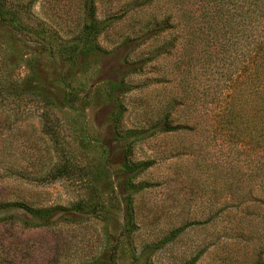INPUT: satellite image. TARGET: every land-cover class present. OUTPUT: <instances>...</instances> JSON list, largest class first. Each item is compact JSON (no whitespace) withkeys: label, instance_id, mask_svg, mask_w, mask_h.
Listing matches in <instances>:
<instances>
[{"label":"rangeland","instance_id":"rangeland-1","mask_svg":"<svg viewBox=\"0 0 264 264\" xmlns=\"http://www.w3.org/2000/svg\"><path fill=\"white\" fill-rule=\"evenodd\" d=\"M182 1L0 0V205L81 206L48 225L1 214L0 264H264V150L230 103L239 60ZM164 120L179 128L117 139Z\"/></svg>","mask_w":264,"mask_h":264},{"label":"trees","instance_id":"trees-1","mask_svg":"<svg viewBox=\"0 0 264 264\" xmlns=\"http://www.w3.org/2000/svg\"><path fill=\"white\" fill-rule=\"evenodd\" d=\"M93 0H88V9H92ZM182 14L187 17L190 28H197L202 31L204 28L213 30L215 36L211 39L215 47L226 52L227 44L231 41L234 47L239 63L234 71L235 79L229 76V81L236 84L233 85V90L237 89L236 94L230 99L232 109L235 112H243L244 106L248 107L250 113V121L246 120L247 127L254 133L252 140H255V147L258 151L264 150V0H187L182 1ZM200 11V16H196V12ZM3 17L0 15V20ZM162 29L166 25L162 24ZM99 28L95 25L85 27L87 36H94L97 34ZM219 36H217V34ZM230 33L226 40V34ZM232 36L234 38H232ZM231 39V40H230ZM209 44V42H208ZM94 45L87 49L86 53L97 51ZM237 87V88H236ZM117 89L122 90V86L112 84L110 87L113 93ZM229 103V104H230ZM117 110V116L114 118V124L117 123L118 115L121 112L120 105L113 103ZM238 117H242L239 113ZM247 127L244 126L246 129ZM178 126H171L167 121H163L159 126L153 127L149 130L127 132L124 135H117V139L123 142L125 148L128 150L130 142L144 139L153 135L156 132H173L177 130ZM45 132L51 136L52 140H60V136L54 130L45 125ZM57 144V141H56ZM123 152H126V150ZM152 165V162H142L139 164H130L124 162L123 170L127 174H135ZM128 189L139 191L143 189L141 185L128 184ZM10 209L21 210L27 212L31 217L38 221L31 225H39L41 222L48 225L53 221L54 213H79L81 206L79 204L64 210L62 208L48 209V210H32L23 204H3L0 205V215L8 212ZM127 220L126 225L131 228V212L129 208L126 209ZM66 218V217H64ZM3 219V218H2ZM1 219V220H2ZM179 233V230L171 233L168 237L163 239L159 244L151 246L150 248L158 249L164 244L172 241ZM149 249V248H148Z\"/></svg>","mask_w":264,"mask_h":264}]
</instances>
